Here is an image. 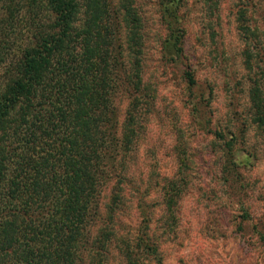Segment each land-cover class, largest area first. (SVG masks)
I'll use <instances>...</instances> for the list:
<instances>
[{
  "label": "trees",
  "instance_id": "1",
  "mask_svg": "<svg viewBox=\"0 0 264 264\" xmlns=\"http://www.w3.org/2000/svg\"><path fill=\"white\" fill-rule=\"evenodd\" d=\"M258 1L234 0L246 85L245 106L232 115L245 119L227 138L222 127L212 131L232 164L226 168L235 195L244 193L238 169L254 155L245 150L233 158L243 133L251 125L264 136V35L254 21L255 14L264 21V4L258 10ZM200 2L214 15L216 0ZM156 4L164 31L160 55L181 66L191 87L183 0ZM140 11L136 0H0V264H112L116 257L122 264H163L160 246L174 236L189 160L176 151V168L157 182L154 216L130 171L156 96L142 73ZM130 191L137 220L124 228L120 216ZM256 222L264 245V219Z\"/></svg>",
  "mask_w": 264,
  "mask_h": 264
},
{
  "label": "rangeland",
  "instance_id": "2",
  "mask_svg": "<svg viewBox=\"0 0 264 264\" xmlns=\"http://www.w3.org/2000/svg\"><path fill=\"white\" fill-rule=\"evenodd\" d=\"M136 1L143 19V78L156 96L140 130L130 171L154 216L159 214L157 182L176 168L180 161L176 151H183L181 157L189 160V184L177 204L174 236L160 246L162 262L264 264V245L252 227L259 225L258 218L264 219V136L249 124L243 133V149L238 147L233 158H241L245 150L254 155L238 169L244 193L235 195L232 176L227 173L229 163L219 149L222 141L212 135L217 126L224 129L227 138L245 119L243 114L236 119L232 115L245 106L246 85L240 78L242 42L235 29L234 0H216L214 15L205 12L200 0H183L184 58L195 80L191 87L183 78L181 66L164 63L160 55L164 31L156 0ZM257 3L258 10L262 9L263 0ZM254 19L264 35L263 19L256 14ZM235 81L240 82L237 100L232 94ZM197 98L200 105H195L199 112L196 117V108H191ZM135 194L130 191L124 202L120 216L124 228L137 220ZM237 220L242 222L241 229L234 225ZM116 258L112 264H122Z\"/></svg>",
  "mask_w": 264,
  "mask_h": 264
}]
</instances>
